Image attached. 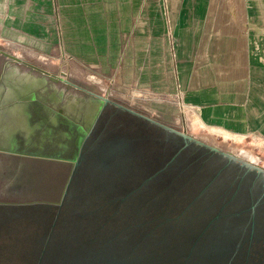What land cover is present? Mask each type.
Listing matches in <instances>:
<instances>
[{
	"label": "flooded vegetation",
	"instance_id": "obj_1",
	"mask_svg": "<svg viewBox=\"0 0 264 264\" xmlns=\"http://www.w3.org/2000/svg\"><path fill=\"white\" fill-rule=\"evenodd\" d=\"M11 62L0 55V86ZM114 113L107 109L90 134L80 122L71 133L68 151L80 152L77 166L25 157L38 154L24 147L0 149V174L3 166L13 170L0 176V264H264V176L192 146L172 162L179 148L167 135L129 129ZM34 168L48 175L37 187L42 194L11 196ZM94 175L111 178L110 187L133 185L136 193L85 209L99 193H88ZM167 185L176 194H158ZM182 202L194 208L190 219L188 210L173 211ZM140 206L149 207L143 221L135 218ZM204 216L211 219L199 227ZM140 224L153 234L141 236ZM181 225L175 237L182 240L174 242Z\"/></svg>",
	"mask_w": 264,
	"mask_h": 264
},
{
	"label": "crops",
	"instance_id": "obj_2",
	"mask_svg": "<svg viewBox=\"0 0 264 264\" xmlns=\"http://www.w3.org/2000/svg\"><path fill=\"white\" fill-rule=\"evenodd\" d=\"M0 38L27 57L63 45L124 93L171 101L225 137L264 138V0H0ZM28 98L6 112H32Z\"/></svg>",
	"mask_w": 264,
	"mask_h": 264
},
{
	"label": "rangeland",
	"instance_id": "obj_3",
	"mask_svg": "<svg viewBox=\"0 0 264 264\" xmlns=\"http://www.w3.org/2000/svg\"><path fill=\"white\" fill-rule=\"evenodd\" d=\"M0 49L22 60L21 63L11 62L9 64L0 86V149L20 150L19 148L24 147V152L28 151L39 155H73L74 153L68 151L71 143L69 141V137L72 136L71 133L74 134L78 130L77 125L79 122L81 130L83 127L84 129L85 127L89 128L103 104L92 99V96L83 90L85 89L109 97L165 125L185 132L204 143L234 154L264 169V138L255 136L235 138L228 134V137H225L224 134L226 133L206 129L196 124L193 116L191 118L190 115L186 114L183 107L171 101L158 103L157 106L155 101L150 98L149 93L141 91L124 93L123 90L109 85L95 76H89L87 72L75 65L63 45H58L52 55L27 57L24 56L21 47L0 38ZM32 77L34 79H44L47 87L43 88L45 84L40 83L37 88H27L26 86L31 85L30 78ZM57 77L67 79L82 89H76L61 81L57 82L55 80ZM21 96L29 97L24 100L31 102L32 112L31 109L28 111L27 107L24 116L6 112L12 110L14 101H17ZM45 98L47 100L44 101V105L53 110L52 113L54 114L45 112L40 105L39 101ZM87 118L92 121L88 126L85 125ZM46 119L47 121L44 123ZM49 120L50 124L48 123ZM61 121L72 124H60ZM40 122L44 124L39 127ZM22 127L25 129L24 136H19L17 129ZM41 128H46L43 130L42 136L38 132ZM79 132L81 133L80 130ZM52 145H61L63 148L52 149L50 147ZM11 175H13V170L3 166L0 176L9 178ZM102 176L94 175L92 177L91 185L87 187L89 189L88 193L92 195L99 192L100 194L94 195L92 205L87 208L84 207L85 209L97 207L98 204L108 200L112 194V188L109 186L111 178L105 175L104 178H101ZM47 177L48 175L38 168L25 170L20 179L16 181L19 186L11 192V196L26 198L41 195L42 193L37 187ZM116 179L120 178L116 177ZM100 188H105L106 191L101 192L99 191ZM142 212L136 214L135 218L139 217L143 221L147 216H150V213Z\"/></svg>",
	"mask_w": 264,
	"mask_h": 264
},
{
	"label": "water",
	"instance_id": "obj_4",
	"mask_svg": "<svg viewBox=\"0 0 264 264\" xmlns=\"http://www.w3.org/2000/svg\"><path fill=\"white\" fill-rule=\"evenodd\" d=\"M0 55H2L3 57H5L6 59H8L9 61L12 62H18L21 63L22 60L18 57H15L9 53H7L6 51L0 49ZM57 82L61 81L63 83H65L66 85L75 87L76 89H82L81 87L77 86L76 84L70 82L67 79H64L62 77H57L55 79ZM85 92H87L88 94H90L92 96V98L94 97L96 100L101 101L103 104L99 110V112L97 113L94 121L92 122L91 126L88 129V132L90 134V132L93 130L96 122L99 120V118L104 114V112L107 109H112L115 111L114 115L118 116L119 119L125 121L124 125L129 128V129H136V130H154L157 131L159 133V135L165 134L167 135L168 138H170L171 141H173L174 145H177L179 148V151L177 153H175V156L172 159V162H175L179 156L185 151L187 150L189 147H196L202 150H205L213 155H217L225 160H227L230 164H236L239 165L240 167H242L243 169L248 170L249 172H254L257 173L258 175H262L264 176V169L260 168L246 160H243L237 156H235L234 154L225 152L217 147L211 146L207 143H204L201 140L196 139L195 137L188 135L185 132H181L178 129H175L173 127H170L168 125H165L141 112H138L134 109H131L123 104H120L112 99H110L109 97H104L100 94L91 92V91H87L85 89H83ZM25 157H30V158H40V159H44V160H51V161H57V162H61V163H73L75 166L78 165V162L80 161V157L81 154L79 151H77V153L73 156H64V155H55V156H46V155H33V154H25L23 155ZM164 171V168L159 170L156 174L150 176L149 178H147L146 182H151L152 180H154L157 176H159L160 173H162ZM75 174V170L72 171V176H71V180L74 177ZM112 188V194L109 196L110 199H118V198H125V195L127 194H134L136 193L134 186L133 185H125V189H121V187H111ZM166 188V189H164ZM128 192H125V190H128ZM134 189V190H133ZM176 189V188H175ZM174 189V185H167V186H163V188H160L158 190V194H176V191ZM153 191V190H152ZM126 195V196H127ZM135 195V194H134ZM186 202H182L180 204H184L182 207H177V208H173L174 213L175 212H179V211H187L186 212V217H188L187 219H190V215L191 213L194 211L193 207H189V208H184ZM140 208L142 209V211H149V207L142 208V206H140ZM211 219V217L209 216H204V218H201L199 227H204L206 225V223ZM141 226V236L147 235L148 237L151 236V234L149 232V229H151L152 227L148 224H140ZM185 225H181L179 226V228L176 230L177 227H174V242L176 241H181V237L179 239H177L175 236L177 235L176 232L180 231V228H183ZM152 230V229H151ZM188 238V237H187ZM184 238V240H188L190 239V237L187 239ZM148 240H143V242H146Z\"/></svg>",
	"mask_w": 264,
	"mask_h": 264
},
{
	"label": "bare ground",
	"instance_id": "obj_5",
	"mask_svg": "<svg viewBox=\"0 0 264 264\" xmlns=\"http://www.w3.org/2000/svg\"><path fill=\"white\" fill-rule=\"evenodd\" d=\"M30 81H31V85H28V86H26L27 88H37L39 85H40V83H41V80L40 79H38V78H36V79H34L33 77L32 78H30ZM26 88V89H27ZM36 99H37V97H36ZM95 99V98H94ZM96 100V99H95ZM97 101H99V100H97ZM30 102V101H29ZM99 102H101V101H99ZM31 103V102H30ZM62 117V116H61ZM47 121V119L44 121V123ZM62 122V121H61ZM92 121H91V119H89V118H87V120L85 121V125L86 126H88V125H90V123H91ZM49 123V122H48ZM89 128H86L85 127V129H84V127H83V131L85 132V131H87ZM80 140H78V142H77V146H80V142H79ZM76 153H74L73 155H75ZM39 155V154H38ZM56 154H54V155H50V156H55ZM73 155H69V156H73ZM46 156H48V155H46Z\"/></svg>",
	"mask_w": 264,
	"mask_h": 264
}]
</instances>
